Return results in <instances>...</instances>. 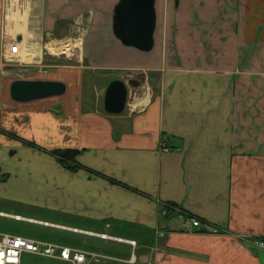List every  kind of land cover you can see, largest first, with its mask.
<instances>
[{"label": "crops", "instance_id": "obj_1", "mask_svg": "<svg viewBox=\"0 0 264 264\" xmlns=\"http://www.w3.org/2000/svg\"><path fill=\"white\" fill-rule=\"evenodd\" d=\"M118 1L0 0L19 61L43 62L46 47L60 54L51 42L77 31L88 65L47 76L67 85L49 97L57 100L1 110L0 233L109 257L85 264H264V0H155L150 50L114 34ZM88 67L100 77L138 71L144 81L111 114L103 103L111 78L95 87L102 109L84 104ZM55 148L80 150L81 167L62 165L46 151ZM168 204L177 208L163 215ZM187 214L220 233L184 231ZM33 223L40 227L29 230Z\"/></svg>", "mask_w": 264, "mask_h": 264}, {"label": "rangeland", "instance_id": "obj_2", "mask_svg": "<svg viewBox=\"0 0 264 264\" xmlns=\"http://www.w3.org/2000/svg\"><path fill=\"white\" fill-rule=\"evenodd\" d=\"M3 6L6 7V0H3ZM1 3V19H0V113L3 114L4 111H11L16 110L20 105L17 101H14L9 94V87L10 83L19 78H23L24 76H32L35 78H45L47 79V76H51L54 71H57L60 65H73V66H79V65H86V61L83 62V46L80 41V37H78L75 32L68 31V34L62 33V37L59 39H54L53 42H51L52 45H66L68 44L70 47V54L69 55H60V54H54L52 53L48 47L44 48V61L43 62H32V61H19L16 57L13 56L12 53L9 52V50L5 53L4 52V38L2 25L5 24V15L6 11L3 10ZM5 3V5H4ZM15 20V19H14ZM17 20V19H16ZM16 21H12L11 24L13 26V32L18 24H14ZM79 32V31H78ZM13 37H7V40L13 41L16 39L14 37L13 33H11ZM79 43H77L78 41ZM68 42V43H67ZM67 47V46H65ZM80 67V66H79ZM87 71L84 74V80H83V93H82V99H84V104L88 105L87 107L97 105V94L95 91V87L98 88V90L103 89V87L106 84L107 78L114 79H121L125 82H127L130 78H135L139 81V85L142 81H144V77L139 75L138 71H132L125 69V70H115L113 74H109L110 76L100 77L98 72L94 70L93 68H85ZM132 89V85L128 84V90ZM129 93V92H128ZM102 96V95H101ZM101 96L98 100V106L100 109H102V102H101ZM134 98V93L128 94V101H132ZM58 98H46L42 101L48 102L57 100ZM83 101V100H82ZM57 104L51 105L52 107H56ZM50 106V105H48ZM47 107V105L45 106ZM59 108V106H58ZM1 110H4L1 112ZM9 210H12L10 207H6ZM36 211V210H33ZM26 214L33 215L34 217H43L41 214L37 212H31V211H23ZM1 221V220H0ZM12 226V225H11ZM40 226L36 223H33L32 225L29 224V230H35L36 228H39ZM31 232V231H28ZM30 234V233H28ZM125 241H132V246L135 245V241L133 239H124ZM134 242V244H133ZM31 254L24 253L23 254V260L29 259ZM109 258V257H108ZM129 260H133V256L130 257ZM94 261V260H93ZM103 261V260H100ZM99 262V261H96ZM61 264V263H58Z\"/></svg>", "mask_w": 264, "mask_h": 264}, {"label": "water", "instance_id": "obj_3", "mask_svg": "<svg viewBox=\"0 0 264 264\" xmlns=\"http://www.w3.org/2000/svg\"><path fill=\"white\" fill-rule=\"evenodd\" d=\"M155 0H119L113 10V32L123 44L140 50H150L154 44L156 24ZM128 84L137 86L131 78L109 81L104 92V109L111 114L121 113L128 98ZM67 85L62 80L19 78L10 83V97L17 102H31L63 95Z\"/></svg>", "mask_w": 264, "mask_h": 264}, {"label": "built area", "instance_id": "obj_4", "mask_svg": "<svg viewBox=\"0 0 264 264\" xmlns=\"http://www.w3.org/2000/svg\"><path fill=\"white\" fill-rule=\"evenodd\" d=\"M5 38L4 52H7V48L10 52H17L19 47L18 42L14 41L11 43L7 40V37ZM162 149L169 150V147L163 145ZM170 209L171 207H165L163 208L162 213L166 214ZM202 227L206 228V231L208 230L209 232L216 234L220 233L217 227L206 221H202L195 216L187 215L182 223V229L187 232H192ZM129 242L132 244L131 240H129ZM259 244L264 246V240H261ZM24 253L67 261L71 264H85L90 260L100 261L108 259L105 255L88 252L67 245L9 233H0V264H21L22 255Z\"/></svg>", "mask_w": 264, "mask_h": 264}, {"label": "trees", "instance_id": "obj_5", "mask_svg": "<svg viewBox=\"0 0 264 264\" xmlns=\"http://www.w3.org/2000/svg\"><path fill=\"white\" fill-rule=\"evenodd\" d=\"M2 132L6 133L7 135H9L11 137L19 138L20 140H23L24 143H26L30 146L45 150L44 148L39 146L34 141L23 139L11 131L4 130ZM46 151L53 154L54 156H56L62 165L66 166L67 168H70L71 170H76L78 167H81L80 163L77 161V155L80 152V150H78V149H75V148H55V149L46 150Z\"/></svg>", "mask_w": 264, "mask_h": 264}, {"label": "bare ground", "instance_id": "obj_6", "mask_svg": "<svg viewBox=\"0 0 264 264\" xmlns=\"http://www.w3.org/2000/svg\"><path fill=\"white\" fill-rule=\"evenodd\" d=\"M65 46H67V47H65ZM69 45L68 44H66V45H58V46H56L54 49H55V51H57L58 53H60V54H66V55H68L69 53H70V49H69Z\"/></svg>", "mask_w": 264, "mask_h": 264}]
</instances>
